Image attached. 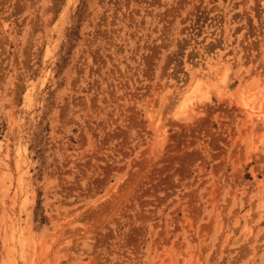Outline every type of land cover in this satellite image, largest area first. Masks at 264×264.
I'll list each match as a JSON object with an SVG mask.
<instances>
[{"label": "rangeland", "instance_id": "1", "mask_svg": "<svg viewBox=\"0 0 264 264\" xmlns=\"http://www.w3.org/2000/svg\"><path fill=\"white\" fill-rule=\"evenodd\" d=\"M260 113L264 0H0V264H264Z\"/></svg>", "mask_w": 264, "mask_h": 264}, {"label": "bare ground", "instance_id": "2", "mask_svg": "<svg viewBox=\"0 0 264 264\" xmlns=\"http://www.w3.org/2000/svg\"><path fill=\"white\" fill-rule=\"evenodd\" d=\"M197 87H198V85L196 84V85L193 87V88H195V90H194V89H193V90L196 91V90L198 89ZM191 92H193V91H191ZM187 96H188V94H187ZM190 96H191V95H190ZM241 97L243 98V102H244V104H245L246 106H250V105L244 100L243 95H242ZM187 98H188V97H187ZM183 99H184V98H183ZM185 99H186V97H185ZM186 101H187V100H182V102H183V103H182V107H183V106H186V105H185ZM179 106H180V105H179ZM180 107H181V106H180ZM184 108H185V107H184ZM250 109H251V110H254V107H251V106H250ZM257 110H261V108H258ZM259 112H260V111H259ZM262 112H263V111H262ZM260 116H261L262 119H264V113H260Z\"/></svg>", "mask_w": 264, "mask_h": 264}]
</instances>
